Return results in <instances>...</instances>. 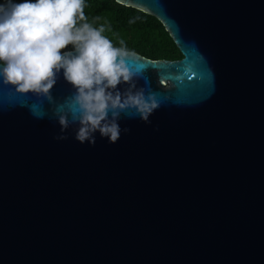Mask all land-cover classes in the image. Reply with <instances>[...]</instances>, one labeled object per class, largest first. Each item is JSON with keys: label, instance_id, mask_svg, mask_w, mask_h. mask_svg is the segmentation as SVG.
Masks as SVG:
<instances>
[{"label": "water", "instance_id": "obj_1", "mask_svg": "<svg viewBox=\"0 0 264 264\" xmlns=\"http://www.w3.org/2000/svg\"><path fill=\"white\" fill-rule=\"evenodd\" d=\"M118 3L183 57L126 62L159 107L115 144L0 84V264H264V0Z\"/></svg>", "mask_w": 264, "mask_h": 264}, {"label": "clouds", "instance_id": "obj_2", "mask_svg": "<svg viewBox=\"0 0 264 264\" xmlns=\"http://www.w3.org/2000/svg\"><path fill=\"white\" fill-rule=\"evenodd\" d=\"M84 7L85 0H0V84L52 103L51 90L63 80L70 95L52 110L60 129L53 139H67L74 125L80 144L93 146L97 133L115 144L130 131L123 116L150 124L159 103L138 86L141 73L129 70L137 53L123 39L114 45L104 34L110 27L88 22Z\"/></svg>", "mask_w": 264, "mask_h": 264}, {"label": "trees", "instance_id": "obj_3", "mask_svg": "<svg viewBox=\"0 0 264 264\" xmlns=\"http://www.w3.org/2000/svg\"><path fill=\"white\" fill-rule=\"evenodd\" d=\"M85 16L94 26L106 24L105 35L118 45L123 39L130 49L152 60H178L183 56L165 26L154 16L116 0H85ZM139 16L135 23L128 20ZM69 48L71 45L68 46ZM65 49H61L63 52Z\"/></svg>", "mask_w": 264, "mask_h": 264}]
</instances>
